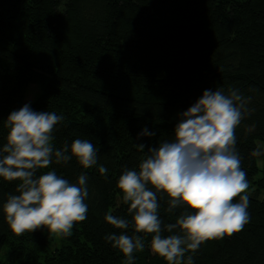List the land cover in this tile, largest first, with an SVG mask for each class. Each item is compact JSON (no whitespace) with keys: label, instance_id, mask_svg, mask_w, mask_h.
I'll return each instance as SVG.
<instances>
[{"label":"trees","instance_id":"16d2710c","mask_svg":"<svg viewBox=\"0 0 264 264\" xmlns=\"http://www.w3.org/2000/svg\"><path fill=\"white\" fill-rule=\"evenodd\" d=\"M31 83L40 91L26 99ZM230 86L251 97L254 109L236 129L249 182V222L186 253L194 264H264V156H251L264 144V0H0V147L7 142L9 114L28 104L65 117L53 133L54 148L67 144L70 155L72 142L82 139L98 153L89 169L73 157L37 171L55 170L71 183L81 173L88 176L87 219L47 253V228L23 235L10 229L3 204L18 194L19 181L0 178V254L7 249L0 264H125L106 240L125 232L145 243L133 253L134 264H167L152 252V234L116 229L104 217L111 212L132 223L117 185L124 168L138 170L147 154L135 145L174 139L180 114L205 90ZM145 128L155 135L138 139ZM168 200L158 193L165 224L185 210L168 212Z\"/></svg>","mask_w":264,"mask_h":264},{"label":"clouds","instance_id":"9594fccd","mask_svg":"<svg viewBox=\"0 0 264 264\" xmlns=\"http://www.w3.org/2000/svg\"><path fill=\"white\" fill-rule=\"evenodd\" d=\"M250 101L235 87L207 89L180 114L174 139L151 147L137 143V150L147 148V154L138 170L124 168L117 185L123 202L130 205L132 223L111 212L105 221L116 229L131 226L135 233L152 234L151 250L167 264H194L193 256L185 258L186 253H195L205 241L243 230L249 222V182L241 168L236 129L254 112L248 107ZM64 119L55 112L33 111L25 104L6 120L9 132L0 147V178L19 181L18 194L9 195L3 204L6 222L16 235L47 228L54 235L70 236L74 224L87 219L86 174L81 173L76 183L55 170L37 176L53 160L61 164L75 157L84 169L98 163L97 149L88 140L75 139L70 155L67 144L54 148L53 133ZM254 129L255 125L247 127L248 132ZM154 135L145 128L138 139ZM251 156H264V146L258 144ZM98 171L105 175L107 168L100 165ZM158 193L169 197L168 212L185 207L175 223L165 224L160 218ZM106 240L123 253L125 264H134L133 253L145 247L140 235L126 232L108 234Z\"/></svg>","mask_w":264,"mask_h":264},{"label":"rangeland","instance_id":"374dc122","mask_svg":"<svg viewBox=\"0 0 264 264\" xmlns=\"http://www.w3.org/2000/svg\"><path fill=\"white\" fill-rule=\"evenodd\" d=\"M40 91V86L37 83H31L29 84L25 89V98L26 99H33ZM261 146H264V144H259ZM257 164L260 166L262 164V159H257ZM51 235V241L46 245L45 252H50L54 247L59 245V236L54 235L50 233ZM5 254H7L6 247L3 248L0 254V258L3 259Z\"/></svg>","mask_w":264,"mask_h":264}]
</instances>
